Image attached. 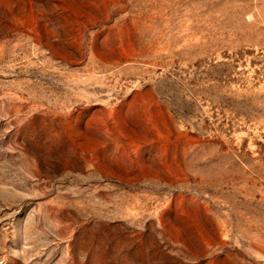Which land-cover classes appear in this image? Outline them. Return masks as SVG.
I'll return each mask as SVG.
<instances>
[{"label":"rangeland","instance_id":"rangeland-1","mask_svg":"<svg viewBox=\"0 0 264 264\" xmlns=\"http://www.w3.org/2000/svg\"><path fill=\"white\" fill-rule=\"evenodd\" d=\"M0 264H264V0H0Z\"/></svg>","mask_w":264,"mask_h":264}]
</instances>
